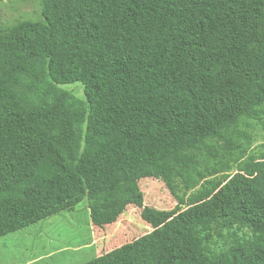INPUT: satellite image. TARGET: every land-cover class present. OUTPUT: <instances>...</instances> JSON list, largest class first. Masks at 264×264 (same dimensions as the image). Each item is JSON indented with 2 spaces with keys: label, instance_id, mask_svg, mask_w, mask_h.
<instances>
[{
  "label": "trees",
  "instance_id": "trees-1",
  "mask_svg": "<svg viewBox=\"0 0 264 264\" xmlns=\"http://www.w3.org/2000/svg\"><path fill=\"white\" fill-rule=\"evenodd\" d=\"M40 1L0 28V238L264 105V0ZM85 264H264V155Z\"/></svg>",
  "mask_w": 264,
  "mask_h": 264
},
{
  "label": "rangeland",
  "instance_id": "rangeland-1",
  "mask_svg": "<svg viewBox=\"0 0 264 264\" xmlns=\"http://www.w3.org/2000/svg\"><path fill=\"white\" fill-rule=\"evenodd\" d=\"M41 11L40 0H0V28L41 21ZM63 88L83 99L80 84ZM263 155L264 105L219 137L147 167L112 193L89 195L72 212L1 237L0 264H85L152 231L164 217L208 198L232 174ZM136 198L142 204L132 202ZM144 209L152 225L141 218Z\"/></svg>",
  "mask_w": 264,
  "mask_h": 264
}]
</instances>
